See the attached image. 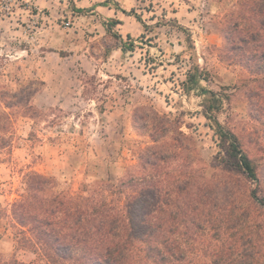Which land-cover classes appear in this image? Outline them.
<instances>
[{
	"label": "rangeland",
	"instance_id": "1",
	"mask_svg": "<svg viewBox=\"0 0 264 264\" xmlns=\"http://www.w3.org/2000/svg\"><path fill=\"white\" fill-rule=\"evenodd\" d=\"M236 1L0 0V106L31 103L62 112H56L61 116L55 125V113L35 127L31 119H19L12 152H0L4 259L15 252L23 261L36 259L29 250H16L10 220L2 215L25 171L53 175L73 188L86 175L137 176L138 148L153 139L160 144L177 137L182 149L171 168L202 164L212 184L208 196L220 206L245 205V189L264 199V100L247 69L226 61L220 31ZM112 19L121 22L109 31ZM128 35L134 47L123 50ZM192 64L207 71L208 79L186 91ZM201 87L228 96L215 114L239 136L257 179L244 174L210 126L205 111L212 95ZM167 118L177 132L164 136L156 129L169 125Z\"/></svg>",
	"mask_w": 264,
	"mask_h": 264
},
{
	"label": "trees",
	"instance_id": "2",
	"mask_svg": "<svg viewBox=\"0 0 264 264\" xmlns=\"http://www.w3.org/2000/svg\"><path fill=\"white\" fill-rule=\"evenodd\" d=\"M234 6L220 27L225 59L247 69V79L264 100V0H237ZM130 14L143 23L139 15ZM120 22L112 19L106 27L111 31ZM133 47L131 39L122 49ZM186 77L184 89L190 91L207 81L208 73L192 64ZM201 91L212 95L205 111L210 126L239 159L244 174L257 179L255 164L243 152L239 136L215 114L228 96L206 87ZM56 112L61 111L38 110L31 103L0 106V152H12L19 119H31L35 127L55 113L49 119L55 125L61 116ZM167 120L169 125L156 129L164 136L177 132ZM162 140L138 148L142 173L137 176L86 175L73 188L53 175L25 171L17 197L2 215L10 220L16 250H29L36 259L23 261L16 252L4 259L0 254V264H264V199L244 188L245 205L213 202L203 165H186L187 171L171 168L182 145L177 137Z\"/></svg>",
	"mask_w": 264,
	"mask_h": 264
}]
</instances>
